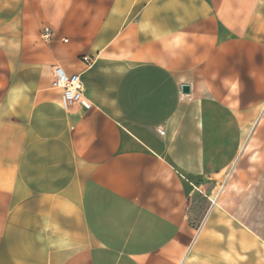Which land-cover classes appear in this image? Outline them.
I'll list each match as a JSON object with an SVG mask.
<instances>
[{"label": "crops", "instance_id": "obj_1", "mask_svg": "<svg viewBox=\"0 0 264 264\" xmlns=\"http://www.w3.org/2000/svg\"><path fill=\"white\" fill-rule=\"evenodd\" d=\"M263 104L264 0H0V264H183Z\"/></svg>", "mask_w": 264, "mask_h": 264}, {"label": "rangeland", "instance_id": "obj_2", "mask_svg": "<svg viewBox=\"0 0 264 264\" xmlns=\"http://www.w3.org/2000/svg\"><path fill=\"white\" fill-rule=\"evenodd\" d=\"M185 211L196 235L183 264H264V104L236 159L198 183Z\"/></svg>", "mask_w": 264, "mask_h": 264}, {"label": "built area", "instance_id": "obj_3", "mask_svg": "<svg viewBox=\"0 0 264 264\" xmlns=\"http://www.w3.org/2000/svg\"><path fill=\"white\" fill-rule=\"evenodd\" d=\"M51 36V31L45 27L42 38L47 40ZM83 60L91 62L87 56H84ZM50 85L60 89V101L64 109H68L75 103H81L86 107L91 106V102L83 95V83L78 73H67L61 66L55 65Z\"/></svg>", "mask_w": 264, "mask_h": 264}, {"label": "water", "instance_id": "obj_4", "mask_svg": "<svg viewBox=\"0 0 264 264\" xmlns=\"http://www.w3.org/2000/svg\"><path fill=\"white\" fill-rule=\"evenodd\" d=\"M181 90L183 93H188L189 92V85L183 84L181 87Z\"/></svg>", "mask_w": 264, "mask_h": 264}]
</instances>
